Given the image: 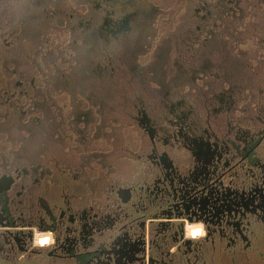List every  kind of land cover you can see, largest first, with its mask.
<instances>
[{"label":"flooded vegetation","instance_id":"1","mask_svg":"<svg viewBox=\"0 0 264 264\" xmlns=\"http://www.w3.org/2000/svg\"><path fill=\"white\" fill-rule=\"evenodd\" d=\"M250 7L233 24L215 18L207 0L196 6L187 45L195 55H215L220 62L195 79L199 93L209 90L199 110L179 99L166 104L168 114L157 116L160 123L144 106L125 113L133 120V134L141 129L148 139L138 137L133 146L142 153L129 158L135 169L128 180L140 182L122 185L115 162L106 173L91 169L60 178L47 170L37 173L39 165L11 156L9 135L0 133V264L31 258L43 264H198L202 259L209 264V254L216 264L224 251L232 252L233 264L241 257L256 259L259 251L257 259L264 260V89L257 88L258 97L253 92L263 81L264 4L253 7L261 8L260 17ZM130 19V14L114 19L106 9L101 35L111 40L128 33ZM226 23L232 31L217 33ZM1 81L9 84L7 77ZM30 82L34 86V78ZM62 91L58 99H72ZM54 105L55 116L69 119V104ZM32 110L23 115H34ZM188 223L195 224L190 234ZM196 227L201 231L195 236L190 229ZM36 230L49 241L46 236L36 245Z\"/></svg>","mask_w":264,"mask_h":264},{"label":"rangeland","instance_id":"2","mask_svg":"<svg viewBox=\"0 0 264 264\" xmlns=\"http://www.w3.org/2000/svg\"><path fill=\"white\" fill-rule=\"evenodd\" d=\"M207 1L215 18L222 16L233 24L240 21L241 10L249 4L248 9L260 17L261 8L253 7L264 4V0ZM198 2L0 0V133L9 135L11 156L13 153L30 166L39 165L37 173L47 170L58 178L84 175L91 169L106 173L115 162L122 185L140 182L128 180L135 169L129 158L142 153V148L133 145L139 144V139L148 143V139L141 129H136L138 136L133 134V120L125 113L133 114L144 106L160 123L162 118L157 116L168 114L166 104L179 99L186 108L199 110L209 90L199 93L195 79L204 68L220 63L215 55H195L187 45L193 35ZM106 9L114 19L130 14L131 30L111 40L101 35ZM253 27L251 23L250 31ZM231 31L227 23L217 28V33ZM260 32L264 34V23ZM260 74L263 81L253 90L256 97L257 88L264 89V71ZM2 77H7L9 84L3 85ZM18 81H23V86L17 85ZM62 90H68L72 99H58ZM36 102L40 107L33 111ZM55 102L59 107L69 104V119L53 114ZM31 110L34 115H23V111ZM41 152L45 158L40 157ZM193 225L187 224L188 233ZM44 235L36 230V245H42L40 238ZM261 238L264 245V234ZM224 253L225 257H217L216 264H233L229 261L232 252ZM257 254L256 259L241 257L237 263L264 264ZM203 263L202 259L198 264ZM208 263H215L214 255L209 254ZM25 264L43 263L31 258Z\"/></svg>","mask_w":264,"mask_h":264},{"label":"bare ground","instance_id":"3","mask_svg":"<svg viewBox=\"0 0 264 264\" xmlns=\"http://www.w3.org/2000/svg\"><path fill=\"white\" fill-rule=\"evenodd\" d=\"M190 231H191V234L192 235H195L196 236V235H198L200 233L201 230H200V228H197L196 227V228L190 229Z\"/></svg>","mask_w":264,"mask_h":264}]
</instances>
